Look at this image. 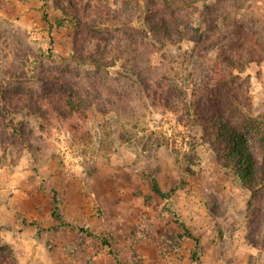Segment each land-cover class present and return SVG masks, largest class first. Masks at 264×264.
<instances>
[{"label":"rangeland","instance_id":"1","mask_svg":"<svg viewBox=\"0 0 264 264\" xmlns=\"http://www.w3.org/2000/svg\"><path fill=\"white\" fill-rule=\"evenodd\" d=\"M145 2L0 0V264H193V238L200 264H264L250 190L219 163L183 96L168 94L186 83L192 42L142 35ZM188 69L195 83L203 63ZM247 74L264 119V64Z\"/></svg>","mask_w":264,"mask_h":264},{"label":"trees","instance_id":"2","mask_svg":"<svg viewBox=\"0 0 264 264\" xmlns=\"http://www.w3.org/2000/svg\"><path fill=\"white\" fill-rule=\"evenodd\" d=\"M139 1L144 4V0ZM260 2L204 0L197 6L196 0H146L139 25L145 36L168 31L169 41L176 33L184 34L192 42L185 54L186 83L173 81L168 94L175 92L177 96H183L187 112L196 118L195 122L202 129V139L212 146L219 163L230 168L235 178L250 190L246 216L249 223L264 216V119L253 114L250 78L248 74L245 77L241 74L250 64H264V15L259 14L264 8ZM179 5L185 8L181 16L177 13ZM42 10L43 21L52 27L45 2ZM194 13L198 14L195 24L192 21ZM131 22L125 20L121 25L127 28ZM133 49H138L136 42ZM136 55L131 62L138 60ZM195 58L202 61L203 72L195 83H190L192 72L188 68ZM80 63L89 64L84 60ZM65 101L72 108L73 100L66 97ZM7 126L16 132L13 126ZM248 133L260 145V162L252 156ZM153 184L155 191L163 195L155 181ZM57 208L56 205L53 207L52 215H58ZM251 227L256 236L252 242L264 248V223H252ZM79 230L92 234L87 228ZM185 232L192 237L188 229L185 228ZM193 240L192 261L200 264L199 240ZM103 242L109 246L106 240Z\"/></svg>","mask_w":264,"mask_h":264},{"label":"built area","instance_id":"3","mask_svg":"<svg viewBox=\"0 0 264 264\" xmlns=\"http://www.w3.org/2000/svg\"><path fill=\"white\" fill-rule=\"evenodd\" d=\"M65 156H67V155H65Z\"/></svg>","mask_w":264,"mask_h":264}]
</instances>
